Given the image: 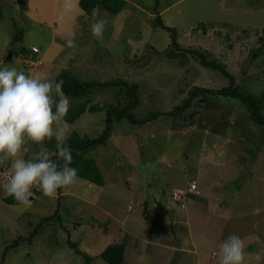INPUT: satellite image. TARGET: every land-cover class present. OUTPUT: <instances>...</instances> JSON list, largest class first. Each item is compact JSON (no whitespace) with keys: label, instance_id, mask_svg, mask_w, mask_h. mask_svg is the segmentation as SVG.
Listing matches in <instances>:
<instances>
[{"label":"rangeland","instance_id":"obj_1","mask_svg":"<svg viewBox=\"0 0 264 264\" xmlns=\"http://www.w3.org/2000/svg\"><path fill=\"white\" fill-rule=\"evenodd\" d=\"M154 1L126 0L114 15L94 9L109 21L97 39L90 29L93 11L79 7L61 25L62 0H0V67L55 78L67 73L84 83L123 80L136 86L130 109L136 118L173 110L194 85H226L225 76L201 67L192 53L184 63L168 57L169 34L155 25L161 16L183 47L225 64L242 92H264V74L257 75L264 55L250 60L251 51L263 46L264 0H159L156 10ZM72 32L76 49L66 46ZM69 98V112L82 103L100 104L67 121L71 132L90 137L104 130L105 106L131 100L119 85ZM202 98L181 116L114 121L106 143L82 153L96 161L104 184L79 178L57 190L59 201V194L49 198L34 188L29 204L7 203L3 185L13 169L11 160L0 162V264H107L99 255L113 243L125 246L122 264H218L219 243L230 233L254 254L248 264H264V125L254 123L237 99ZM40 147L28 142L16 158ZM191 180L194 196L175 201L173 191ZM56 213L60 219L33 232ZM30 232V243L19 240Z\"/></svg>","mask_w":264,"mask_h":264},{"label":"clouds","instance_id":"obj_2","mask_svg":"<svg viewBox=\"0 0 264 264\" xmlns=\"http://www.w3.org/2000/svg\"><path fill=\"white\" fill-rule=\"evenodd\" d=\"M78 9L79 0H62L56 23L62 25ZM92 16L91 33L102 39L108 18L96 10ZM65 40L68 48L78 47L75 32L69 33ZM63 83L47 73L33 75L15 67H0V162L11 160L13 169L3 189L20 203L31 202L34 188L54 198L58 189L79 180L78 170L71 166L72 149L67 143L71 128L65 117L71 100L63 90ZM53 139L54 150L41 146L30 159L16 158L26 143L43 145L45 140ZM253 256L244 239L235 233L219 243L218 264H248ZM255 259L260 257L256 255Z\"/></svg>","mask_w":264,"mask_h":264},{"label":"trees","instance_id":"obj_3","mask_svg":"<svg viewBox=\"0 0 264 264\" xmlns=\"http://www.w3.org/2000/svg\"><path fill=\"white\" fill-rule=\"evenodd\" d=\"M126 0H79V7L85 11L86 13H91L94 9L98 8L101 10H105L109 12L110 14H117L125 5ZM159 0L154 1V10H156V7L158 6ZM159 16L160 14L157 13ZM156 26L161 27L162 29L166 30L169 34V47L170 50L168 51V57L174 58V59H180L181 63H184V61L189 58L188 53H192L195 55V57H198V63L201 67H207L214 69L223 76L227 78V84L217 88L216 90L209 88V87H203L200 85H194L189 90L187 96L183 98L181 103L179 105H176L173 110L169 112H154L151 114V116L145 117V118H136L135 115L130 111L131 108L136 106L137 103V94H136V86L133 84H128L127 82L123 80H118L117 83L115 81L113 82H105V83H84L80 81L78 78H76L73 75L63 73L60 76H58L56 79L57 81L62 80L63 83V90L64 92L72 98H82L86 97L90 93V89L92 87L96 86H114L119 85L120 88H124L126 95L131 98V100L123 107H120L117 104H109L105 106V118H104V130L96 137H90L86 136V134L80 135L76 131H72L70 134V137L67 141L68 145L72 149V156L73 160L71 163V166L76 168L78 170V176L81 179H84L86 181H89L91 183L97 184V185H103L104 179L101 176V173L98 169L97 163L93 158H86L82 155V153L88 151L91 148L102 146L106 143V140L108 136L111 134V129L113 126L114 121H120L122 119H126L132 123L140 124L142 122H146L150 119H153L155 117H158L159 115H166V116H176V115H182L185 110L194 104V102L197 100V97L201 96L202 99L206 101L208 96L215 95V96H222V97H231L234 99H237L243 106L245 107V110L249 117L253 120L254 123L259 125H264V92H262L259 95H253L249 93H244L240 90V84L237 81L235 75L230 74L228 70L226 69L225 64L216 61V59H209L208 55L200 50L196 49H187L183 47L178 41L177 31L176 28L171 27L169 25H166L165 22L161 19V16L155 23ZM229 28V26L227 27ZM15 41H17L20 37V33H16L14 36ZM260 40H262V47H257L255 50L251 51L250 54V60L254 61L258 57L264 55V37H261ZM21 51L28 53L31 50H27L25 48H21ZM35 54L36 51L32 50ZM181 52H185V54H181ZM182 56H184L182 58ZM250 61V62H252ZM243 73H247L245 70ZM264 74V69L259 71L257 75ZM249 75V74H248ZM252 75V74H251ZM223 79V78H222ZM238 83V84H237ZM204 101V102H205ZM100 104L94 103L93 105L86 108L85 104L79 105V107L73 109L72 111L68 112V116L65 117V120L68 122H73L77 117H79L83 112L86 110L92 111L94 109L99 108ZM198 110H193V113H197ZM192 114V113H191ZM190 114V115H191ZM43 147H47L49 149H55V140H45L43 142ZM24 159H30L31 155L26 154ZM190 183V182H189ZM195 185L193 190L189 191L186 196H194L195 191L197 189L196 181H194ZM57 196L58 201L62 198V195L59 192ZM200 199L206 200L207 197L205 194L202 196L201 194H197ZM4 200L7 203L10 204H16L18 201L15 200L13 196H5ZM195 201V200H194ZM59 206V203L57 204ZM163 211L167 213V209L163 206L161 207ZM51 217V218H50ZM60 219V215L54 214V216L49 215L43 218L38 224L35 226L33 232H36L38 229L37 227L43 225L45 222L51 220L52 218ZM32 232V233H33ZM30 232L29 236L19 238V240H25L26 242L30 243L31 238L33 236ZM15 243H17L15 241ZM70 247L73 249L75 246L71 243H68ZM124 251L125 246L121 243H113L108 245L102 253H100V257L107 263V264H122L123 258H124ZM85 256V255H83Z\"/></svg>","mask_w":264,"mask_h":264},{"label":"built area","instance_id":"obj_4","mask_svg":"<svg viewBox=\"0 0 264 264\" xmlns=\"http://www.w3.org/2000/svg\"><path fill=\"white\" fill-rule=\"evenodd\" d=\"M194 185H195V183L192 182L190 184H187L186 188H184L183 190H174L172 198L175 201L183 200L185 198V195L187 194V192L193 190Z\"/></svg>","mask_w":264,"mask_h":264},{"label":"crops","instance_id":"obj_5","mask_svg":"<svg viewBox=\"0 0 264 264\" xmlns=\"http://www.w3.org/2000/svg\"><path fill=\"white\" fill-rule=\"evenodd\" d=\"M192 181H194V180H191L190 182H192ZM148 212H149V210H148ZM146 215H147V214H146ZM144 217H147V218H148V221H149V217H148V216H144ZM213 248H214V247H213ZM213 248H212V249H213ZM212 249H211V250H212ZM214 250H215V249H214ZM211 253H212V252H211ZM210 257H211V254H210ZM210 260L212 261L213 259L210 258ZM211 263H214V264H215V263H216V260L214 259V261L211 262ZM217 263H218V262H217Z\"/></svg>","mask_w":264,"mask_h":264},{"label":"water","instance_id":"obj_6","mask_svg":"<svg viewBox=\"0 0 264 264\" xmlns=\"http://www.w3.org/2000/svg\"><path fill=\"white\" fill-rule=\"evenodd\" d=\"M31 199V198H30ZM173 212L170 210V214H172Z\"/></svg>","mask_w":264,"mask_h":264}]
</instances>
